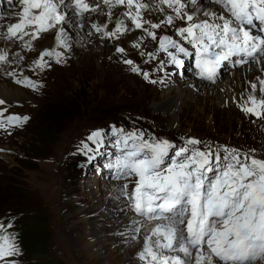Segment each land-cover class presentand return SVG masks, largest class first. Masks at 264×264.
Listing matches in <instances>:
<instances>
[{
  "label": "snow or ice",
  "instance_id": "6c2138e0",
  "mask_svg": "<svg viewBox=\"0 0 264 264\" xmlns=\"http://www.w3.org/2000/svg\"><path fill=\"white\" fill-rule=\"evenodd\" d=\"M208 2L210 6H200L198 0H103V5L108 8L110 22L112 8L125 6L127 11L122 15L152 40L157 39V29H165V34L158 37V48L147 53L148 60H155L158 52L167 56L154 71L164 72L165 64L182 68L181 56H194L195 74L211 82L229 60L234 66L252 61L264 69V0ZM8 3L12 9L0 16V40L28 49H32L33 40L49 32L54 33L58 48H70L66 28L82 27V23L74 22V17H82L100 6L99 0L94 6L86 0ZM68 10H72L73 17L68 16ZM149 10L158 12L160 19H144L143 13ZM176 21L183 26L177 27ZM92 27L104 39L118 38L130 30L122 19H117L112 29L107 24ZM169 27L175 29L179 40L167 34ZM25 37L29 39L26 41ZM124 51L116 47V52ZM62 54L44 51L40 56L54 57L59 63ZM8 56L7 51L0 50V62L7 63ZM123 62L134 63L130 59ZM34 63L41 70L49 66L42 59ZM132 70L141 73L138 66ZM141 74L152 84L165 82L163 78L151 79L148 71ZM16 82L36 87L27 77ZM250 89L241 110L264 118V98L255 95L256 83H251ZM259 92L264 96V78L259 79ZM4 103L0 100V105ZM27 119L13 115L8 116L7 123L15 125ZM4 127L5 122L0 120V128ZM111 132L116 153L106 166L114 170V179L134 178L130 191L128 183H124L118 192L140 217L132 220L131 231L147 229L143 246L137 252L141 264H264V159L224 145L213 147L193 137L176 144L139 129L126 132L112 126ZM104 137V130L97 129L87 141L103 147ZM82 146L84 150L90 147L87 142H82ZM17 254L14 237L0 235V260Z\"/></svg>",
  "mask_w": 264,
  "mask_h": 264
},
{
  "label": "rangeland",
  "instance_id": "374dc122",
  "mask_svg": "<svg viewBox=\"0 0 264 264\" xmlns=\"http://www.w3.org/2000/svg\"><path fill=\"white\" fill-rule=\"evenodd\" d=\"M5 4V10L12 9L8 0H0V6ZM67 14L73 17L72 10ZM124 22L131 24L127 18ZM94 24L102 25L92 21L90 27ZM114 24L110 25L111 29ZM162 34L165 33L159 36ZM52 42L56 44L55 36H47L36 48L33 45L30 53L21 52L22 62L17 59L19 52L16 57L10 53V67L2 76L9 95L0 98L5 101L8 114L28 119L0 128V225L5 226L0 228V235L13 236L18 251L17 255L0 260V264H30V256L25 252L28 242L41 248L40 239L44 238L46 259H52L54 264H141L137 252L143 246L138 241L144 227L141 233H134L132 222L117 220L128 213L134 219L140 217L120 193L118 199L125 214L111 204L114 193L118 192L115 187L124 183H128L129 191L134 187V178L114 179V170L106 166L116 153L112 146L115 140L112 126L126 132L143 130L146 135L166 138L176 144H181L183 138L193 137L213 147L224 145L241 152H247L246 145L252 149L251 143L264 156L261 132L264 118L243 112L235 101L224 105L215 102L204 109L185 107L182 112L179 108L174 115L156 111L154 107L167 93L177 92V84L159 90V82L152 84L141 74L150 73L149 67L132 60L141 69L137 73L132 70L133 65L116 64L111 52L103 53L100 40L98 46L88 39L66 50L57 45L49 47L48 43ZM122 44L127 47L125 42ZM155 44H159L158 38ZM17 50L20 51L18 47ZM40 51H65L70 61L65 68H55L47 74L51 91L48 97L45 90L34 96L38 105L32 113L30 89L24 86L16 89L9 80L13 76L10 73L32 80L34 61ZM185 58L186 71L195 72L194 56ZM224 68L219 69L221 79L226 74ZM244 70L247 69L239 72ZM176 78L177 73L169 74L168 80ZM258 80L256 77L253 82ZM255 95L260 96L259 91ZM173 118L174 126L171 125ZM97 129L105 132L104 146L98 148L87 141L89 134ZM82 142L90 145L88 150L83 149ZM36 262L41 263L34 260L32 264Z\"/></svg>",
  "mask_w": 264,
  "mask_h": 264
},
{
  "label": "bare ground",
  "instance_id": "6f19581e",
  "mask_svg": "<svg viewBox=\"0 0 264 264\" xmlns=\"http://www.w3.org/2000/svg\"><path fill=\"white\" fill-rule=\"evenodd\" d=\"M86 2L94 5L93 3L96 2V0H86ZM198 3L200 6H210L208 0H198ZM99 8L96 11H89L83 14L82 17H74V22H79L82 23V27H68L66 28L67 32L69 33L70 40L69 44L71 45L70 48H73L74 45L80 41H86L88 42V39H92L93 45L98 46L97 42L100 40L103 45H104V52H111V55L113 58L116 60V64L119 62L122 63L121 66H125L123 61L125 59H130V60H136L140 63V65H144L149 67L150 69V77L151 79H158V78H163L164 80H168L169 74L173 75L177 73V78L172 81V79L165 81L163 84L159 83L158 84V89L161 90L163 88H169L172 87L173 84L178 85V90L176 93H171L172 90L167 93L168 96H165L164 100L158 103L154 108L156 111H162L166 112L167 114L174 115L177 110L180 108L181 112L185 107H196L197 108H202L209 106L211 107L215 102H219V104L224 105L229 102L235 101V104L240 106L242 103H244V98L246 95H248V92L251 90L250 85L251 83H256L257 84V91H259V80L257 82H253L256 77L264 78V69H262L261 64L255 63L252 61H249V63L241 65L239 68L237 66H234L232 61H226L222 64L224 66V71L226 74L224 75V78L221 79L220 72L218 70V75L215 79L214 82L207 81L200 79L195 72H190L186 71V58L183 59V56L181 58L184 60V64L182 68H177L174 65H168L165 64L164 69L167 75H163V72H158L154 71L155 69L158 68L159 66V61L160 60H166L167 56L163 52H158L156 54V59L155 60H148L147 53L150 51H153L158 48V45L155 44V41L157 40H152L150 37L146 36L142 30H137L134 27L131 26V24L127 25L129 27V31L126 32V34L120 35L118 38H113V39H104L101 38V35L95 31V29L90 27V22L96 21L97 23H100L103 25L107 24L108 28H110L111 24H114L117 19H126L122 14L127 11L125 6H119V8H116L115 6L112 8V17H111V22L109 21L108 18V13H105V10H108L106 6L103 5V0H99ZM7 4H5L3 7L0 6V16L8 13L10 10H5ZM72 16V15H71ZM144 19L148 20H159L160 19V14L156 11H145L143 13ZM176 26H183L182 22L176 21L175 22ZM81 28V30H79ZM164 32L165 29H157V38L160 33ZM167 34L173 36L174 39L179 40L180 38L175 35V29L173 27H169L166 30ZM49 36H55L54 33L49 32V33H43L41 34L42 38H39L37 40H40L43 42V38ZM88 38V39H87ZM29 38L25 37V40L27 41ZM37 40L32 41V45L39 46V43L41 42H36ZM126 40V41H125ZM50 42V41H49ZM125 42L127 47H125L122 43ZM18 43V42H17ZM56 43V42H55ZM85 44V42H83ZM139 44V47H134V45ZM46 45V44H45ZM57 44L48 43L49 47L56 48ZM122 47L124 48V53H118L116 52V47ZM189 47L190 51H194L191 49L190 45H186ZM17 45L16 44H10V43H5L3 40H0V50H5L9 53L8 56V61L11 57V54H13V57H16L17 52L19 54L17 55V59L22 62L24 58V55L21 53H30L33 49H28L27 47L25 48H19L20 51L17 50ZM44 51H40L37 60L42 59L47 65L43 70H41L35 63L33 65V70H34V76L32 78V81L36 83V87L33 89L32 87L25 86L24 83H17V80H24L26 76L22 74H13L11 77L12 84L18 89L19 87H26L27 89H30L29 91V97L32 100V113L33 111L37 108V99H35L34 96L40 95V92L42 90H45V97L49 95V92L51 91V86L49 83L48 75L49 73H52L55 68H65L70 61V55L62 51V57L59 63L55 61L50 60V57L44 56L41 57L40 53ZM11 53V54H10ZM143 53V55H141ZM80 55V52L78 53ZM145 61H148L147 63ZM137 66V64H134L133 67ZM221 66V67H222ZM10 67V65L7 63H2L0 62V97H5L9 95L6 93L8 89L6 87L7 83L4 81L3 77L6 75V70ZM242 69H247L242 72H239ZM125 70V69H124ZM195 70V69H194ZM249 70V71H248ZM251 70V71H250ZM127 72V70H126ZM3 76V77H2ZM28 78V77H27ZM209 83V84H205ZM172 84V85H171ZM18 87V88H17ZM12 88V87H11ZM10 88V89H11ZM13 88V89H14ZM15 90V89H14ZM13 90V91H14ZM221 90V91H220ZM248 90V92H247ZM16 91V90H15ZM21 93V92H20ZM260 93V92H259ZM258 99L264 98L262 94L260 93V96H257ZM3 98H0V100ZM192 99V103H190L188 100ZM0 109L3 111L0 112V120H3L5 124H7V118L8 116H13L8 114V107L4 103L3 105H0ZM180 112V113H181ZM180 115V114H179ZM16 116V115H14ZM253 116V115H252ZM256 117V116H255ZM257 118V117H256ZM174 121V118H173ZM175 121L172 126H174ZM171 127V126H170ZM262 135L264 136V129L261 130ZM250 148L245 146V150L247 152H250V154L255 155L257 158L264 159V156L260 154V149L256 147L255 145L250 143ZM251 150H255L254 152H251ZM262 154H264V149L262 150ZM119 187H115V191L118 190ZM113 189V188H112ZM119 192L114 193V198L112 207H116L117 209H121V214H125V209L121 205L122 203L118 199ZM99 204V202H98ZM108 204V202L106 203ZM113 209V208H112ZM128 213V212H127ZM126 213V214H127ZM123 219H126L128 222H132L134 219L133 216L128 213L127 216L121 215L117 217V220L122 221ZM124 220L123 222L126 223ZM117 228V227H116ZM120 228V227H119ZM128 230V228L126 229ZM146 227H144V233L140 234V240L138 241V245L142 246L143 245V239L144 235L146 233ZM141 233V232H140ZM75 237V236H74ZM123 239V238H122ZM78 245V243H75ZM67 250V247H65ZM76 262H80L76 259Z\"/></svg>",
  "mask_w": 264,
  "mask_h": 264
},
{
  "label": "trees",
  "instance_id": "16d2710c",
  "mask_svg": "<svg viewBox=\"0 0 264 264\" xmlns=\"http://www.w3.org/2000/svg\"><path fill=\"white\" fill-rule=\"evenodd\" d=\"M39 220H41V219H39ZM25 242H27V241H25ZM40 242H41V245H42L41 248L33 247L32 241L28 242L29 245L26 248L25 252H26L27 256L28 255L30 256L29 263L32 264V262L34 260H39L41 262L39 264H54V261L52 259H46V255H48L47 249L44 246V245L47 244L46 238H44L42 240L40 239ZM35 255H37V256H35ZM37 263L38 262L33 263V264H37Z\"/></svg>",
  "mask_w": 264,
  "mask_h": 264
}]
</instances>
